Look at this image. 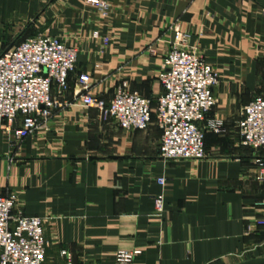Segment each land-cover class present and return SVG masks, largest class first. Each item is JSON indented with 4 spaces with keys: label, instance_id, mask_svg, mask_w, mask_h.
Masks as SVG:
<instances>
[{
    "label": "crops",
    "instance_id": "obj_1",
    "mask_svg": "<svg viewBox=\"0 0 264 264\" xmlns=\"http://www.w3.org/2000/svg\"><path fill=\"white\" fill-rule=\"evenodd\" d=\"M106 1L102 14L86 0H0V51L39 32L78 49L57 96L69 103L20 143L0 128V192L13 194L24 214L46 218L43 264H234L263 255L256 220L264 207L254 202L264 197V178L237 123L263 79L264 0ZM175 29L219 73L207 117L226 131L205 132L198 159L159 155L157 73ZM84 71L92 94L109 97L126 80L150 98L148 128L123 130L84 106L76 82ZM121 249L140 252L118 262Z\"/></svg>",
    "mask_w": 264,
    "mask_h": 264
},
{
    "label": "built area",
    "instance_id": "obj_2",
    "mask_svg": "<svg viewBox=\"0 0 264 264\" xmlns=\"http://www.w3.org/2000/svg\"><path fill=\"white\" fill-rule=\"evenodd\" d=\"M106 14L109 2L86 0ZM97 35V31H93ZM188 34L175 29L172 45L165 52L157 80L162 92L154 105V123L160 128L159 155L165 159H198L205 155L206 128L224 131L223 122L208 118L217 98L213 87L219 73L201 54L187 45ZM107 43L108 37L102 38ZM78 49L59 37L39 32L0 51V128L15 143L45 124L53 112L67 105L60 100L67 88V79L74 70ZM98 64H95L97 66ZM90 75L76 77L84 106H93L102 119L112 118L123 130H144L152 121L151 99L129 89L121 80L109 97L90 93ZM56 92V96L53 94ZM241 143L255 151L254 162L259 177L264 178V70L260 89L242 107L238 120ZM163 184L164 176H157ZM254 205L264 207V197ZM154 208L161 212L163 195L154 197ZM46 218L26 215L16 209V198L0 192V264H43L49 241L45 236ZM264 224V216L256 220ZM139 249L118 250L116 260L128 263ZM61 253L67 254L66 250Z\"/></svg>",
    "mask_w": 264,
    "mask_h": 264
},
{
    "label": "water",
    "instance_id": "obj_3",
    "mask_svg": "<svg viewBox=\"0 0 264 264\" xmlns=\"http://www.w3.org/2000/svg\"><path fill=\"white\" fill-rule=\"evenodd\" d=\"M234 264H264V254L240 260Z\"/></svg>",
    "mask_w": 264,
    "mask_h": 264
},
{
    "label": "rangeland",
    "instance_id": "obj_4",
    "mask_svg": "<svg viewBox=\"0 0 264 264\" xmlns=\"http://www.w3.org/2000/svg\"><path fill=\"white\" fill-rule=\"evenodd\" d=\"M224 124V123H223ZM224 126V132L226 131V128H225V124L223 125ZM207 131H213V132H216V131H214L213 129H210V128H206V132ZM221 132H223V131H221Z\"/></svg>",
    "mask_w": 264,
    "mask_h": 264
}]
</instances>
